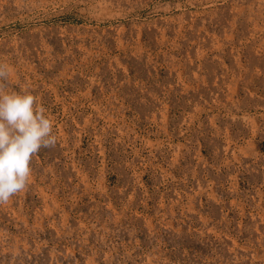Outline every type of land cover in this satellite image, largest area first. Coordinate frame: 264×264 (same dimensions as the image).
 Instances as JSON below:
<instances>
[{
  "label": "rangeland",
  "instance_id": "374dc122",
  "mask_svg": "<svg viewBox=\"0 0 264 264\" xmlns=\"http://www.w3.org/2000/svg\"><path fill=\"white\" fill-rule=\"evenodd\" d=\"M0 64L57 137L0 264H264V0H0Z\"/></svg>",
  "mask_w": 264,
  "mask_h": 264
},
{
  "label": "clouds",
  "instance_id": "9594fccd",
  "mask_svg": "<svg viewBox=\"0 0 264 264\" xmlns=\"http://www.w3.org/2000/svg\"><path fill=\"white\" fill-rule=\"evenodd\" d=\"M9 77L0 64V204L27 188L32 158L57 142L46 108L30 90H10Z\"/></svg>",
  "mask_w": 264,
  "mask_h": 264
}]
</instances>
